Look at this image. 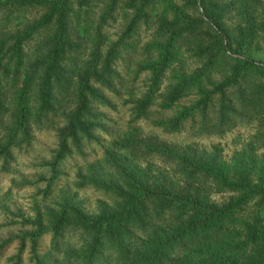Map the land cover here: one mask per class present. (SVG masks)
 Segmentation results:
<instances>
[{
  "label": "trees",
  "instance_id": "1",
  "mask_svg": "<svg viewBox=\"0 0 264 264\" xmlns=\"http://www.w3.org/2000/svg\"><path fill=\"white\" fill-rule=\"evenodd\" d=\"M256 1L205 10L217 30L208 45L192 38L198 40L186 51L198 62L192 67L182 42L196 26L177 0L126 4L133 14L124 36L147 17V7L157 9L151 39L130 64L117 60L135 46L103 50L101 30L118 0L103 1L93 26L91 0H0L2 9H43L14 29L0 21V157L9 159L11 145L28 142L33 128L50 127L51 174L40 177L47 193L56 164L97 142L96 132L109 131L88 173L76 177L77 186L101 190L108 202L88 214L69 198L48 213L54 250L67 229L80 240L65 250V264H264V63L246 53L264 37ZM234 8L243 25L229 37L219 24ZM39 36L27 53L25 45ZM102 108H120L126 117L108 127ZM242 121L252 122V133L229 156L216 143L204 148L166 138L184 130L221 135ZM42 231L40 225L32 239Z\"/></svg>",
  "mask_w": 264,
  "mask_h": 264
},
{
  "label": "rangeland",
  "instance_id": "2",
  "mask_svg": "<svg viewBox=\"0 0 264 264\" xmlns=\"http://www.w3.org/2000/svg\"><path fill=\"white\" fill-rule=\"evenodd\" d=\"M104 0H91V9L88 19L92 26L96 23L98 15L103 7ZM234 0H177L184 6L186 14L194 20L196 26L193 33L184 37L182 49L185 51V61L192 67L198 62L195 58H188V52L194 45L192 38H199L202 45L211 44L210 37L215 32L216 25L210 26L205 14L210 6L223 5ZM129 0H118L111 16L106 20L101 33L105 38L103 50L112 44H117V49L125 44L135 46L134 53L124 50L120 52L118 63L130 64L137 58H141L139 47L151 39L152 29L155 28V15L157 9L146 8L147 17L139 21L135 29L125 36L124 29L132 17L133 11L126 6ZM234 4V2H233ZM254 4L255 21L264 18V0H257ZM235 7V5H234ZM43 12L40 7H25L16 10L0 8V21L7 19L9 29L17 28L23 23L36 19ZM210 12L215 13L211 8ZM236 9L227 10L222 14L220 24L223 33L227 36L233 35L242 22L239 21ZM40 36L29 41L24 49L32 54L36 50V43ZM230 52V50L228 51ZM247 55L264 63V37L258 36L248 46ZM226 64L217 68L214 78L217 79L226 69ZM142 78H139V81ZM249 79V77L247 78ZM138 81V82H139ZM110 119L108 127L120 124L125 119L119 108L118 112L102 108ZM111 125V126H110ZM253 130L252 122L242 121L232 126L223 134L190 135L184 130L179 133L168 134L166 138L173 141H191L199 147L208 148L211 144H218L222 153L229 156L234 149L239 148L250 136ZM97 142L90 141L82 146V153L72 151L56 164L57 177L49 192L44 193L45 181L40 177H48L51 167L48 161L51 159L56 140L50 127L33 128L29 133V141L26 143L13 144L10 147V158L4 161L0 157V264H35L40 260L46 264H65L62 259L66 256L65 250L69 247L77 248L80 240L72 229H67L60 237L59 248L54 250L51 246L50 218L48 213L56 214L59 207L69 198L78 203L84 212L95 214L102 203L108 202L107 196L101 190L91 186H77V174H87L89 164H93L100 155L99 145L105 143L109 138L108 132H96ZM264 215V209L261 211ZM40 225L43 231L34 239L31 233L38 232ZM21 241L23 243L20 248ZM34 241V243H32ZM108 251L103 250V255ZM45 257V258H44ZM44 258V259H43ZM75 263V261H72Z\"/></svg>",
  "mask_w": 264,
  "mask_h": 264
}]
</instances>
